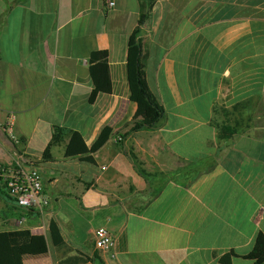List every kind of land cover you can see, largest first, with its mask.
I'll return each instance as SVG.
<instances>
[{
    "label": "crops",
    "instance_id": "obj_1",
    "mask_svg": "<svg viewBox=\"0 0 264 264\" xmlns=\"http://www.w3.org/2000/svg\"><path fill=\"white\" fill-rule=\"evenodd\" d=\"M137 38L164 118L134 131L126 59ZM99 53L109 91L90 102ZM105 128L93 165L65 158L67 139L42 159L55 129L79 133L87 156ZM0 164L36 168L47 198L39 214L0 193V232L46 242L22 264H222L228 253L253 264L245 257L264 236V0H0ZM98 228L114 237L110 252L95 248Z\"/></svg>",
    "mask_w": 264,
    "mask_h": 264
},
{
    "label": "trees",
    "instance_id": "obj_2",
    "mask_svg": "<svg viewBox=\"0 0 264 264\" xmlns=\"http://www.w3.org/2000/svg\"><path fill=\"white\" fill-rule=\"evenodd\" d=\"M143 20L144 16L141 17L139 23L142 24ZM135 34H137V30ZM97 58H99V62L95 63L91 70L94 89L89 96L90 102L94 100L98 93H107L109 91L105 54H94L92 62H96L95 59ZM126 67L129 97L136 107L132 130L154 128L164 118V110L147 87L144 78V54L139 38L136 39L135 44L127 51ZM95 73L99 75L96 76ZM111 134L112 131L110 129H103L96 142L90 148L89 154L83 156L85 144L79 133L55 129L42 154V159H50L51 149L67 139L64 150L65 158H77L80 162L93 165L94 160L92 155L106 143ZM140 174L144 176L143 171H140ZM0 193L7 197L1 180ZM8 201L12 204L14 210L17 209L12 201ZM49 231L53 244L57 248H61L64 242L56 221L51 220L49 222ZM46 251L47 246L43 236L32 235L27 230L0 232V264H22V256L43 254ZM233 256V253H228L221 259V263L230 264ZM245 258L252 261L253 264H264L263 234L259 233L257 235L252 251Z\"/></svg>",
    "mask_w": 264,
    "mask_h": 264
},
{
    "label": "built area",
    "instance_id": "obj_3",
    "mask_svg": "<svg viewBox=\"0 0 264 264\" xmlns=\"http://www.w3.org/2000/svg\"><path fill=\"white\" fill-rule=\"evenodd\" d=\"M113 3H109L112 6ZM14 144L17 139L10 134ZM0 180L3 183L6 198L14 205L24 211L33 210L39 214L44 212L47 205V198L42 192V183L39 171L36 168L25 169L21 164L4 165L0 164ZM19 219L18 223H22ZM95 248L102 252H110L115 240L104 228H98L94 232Z\"/></svg>",
    "mask_w": 264,
    "mask_h": 264
}]
</instances>
